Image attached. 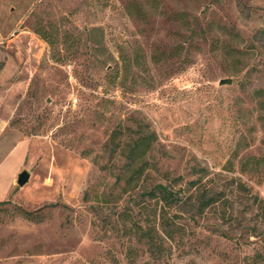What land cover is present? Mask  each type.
<instances>
[{"label":"rangeland","instance_id":"obj_1","mask_svg":"<svg viewBox=\"0 0 264 264\" xmlns=\"http://www.w3.org/2000/svg\"><path fill=\"white\" fill-rule=\"evenodd\" d=\"M144 132L124 194L111 138ZM0 202V264L264 255V0H0Z\"/></svg>","mask_w":264,"mask_h":264},{"label":"trees","instance_id":"obj_2","mask_svg":"<svg viewBox=\"0 0 264 264\" xmlns=\"http://www.w3.org/2000/svg\"><path fill=\"white\" fill-rule=\"evenodd\" d=\"M46 41L50 42L48 38H44ZM117 134L114 133L111 138V145L113 146L110 151L112 157H121L124 160V165L119 168L116 174V184L119 185L122 193H129L131 189H135L139 181L148 173L150 168L149 158L152 152V144L155 141V135L153 133H142L139 137L132 138L130 141L122 144L117 141ZM260 161H257L259 164ZM246 166V165H245ZM246 168H243L245 171ZM145 196L157 197L161 196L167 203H179L178 193L170 191L166 186L156 185L151 190L144 192ZM213 198H200L199 208L204 211L206 208L212 206L215 203ZM9 202H0V205ZM20 215L26 219H36L34 214L26 212L19 209ZM148 235V234H147ZM149 240L152 242L154 240L152 236L148 235ZM253 262L251 264H261L264 263V255L256 253L253 257Z\"/></svg>","mask_w":264,"mask_h":264},{"label":"water","instance_id":"obj_3","mask_svg":"<svg viewBox=\"0 0 264 264\" xmlns=\"http://www.w3.org/2000/svg\"><path fill=\"white\" fill-rule=\"evenodd\" d=\"M30 178V175L27 171H23L22 173L19 174L17 183L19 186H24L25 184L28 183Z\"/></svg>","mask_w":264,"mask_h":264}]
</instances>
